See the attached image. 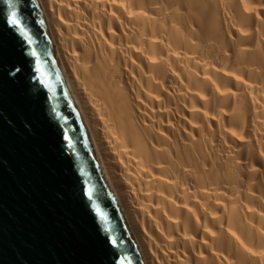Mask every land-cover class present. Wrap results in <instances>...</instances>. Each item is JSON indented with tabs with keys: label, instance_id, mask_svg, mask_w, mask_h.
Segmentation results:
<instances>
[{
	"label": "bare ground",
	"instance_id": "bare-ground-1",
	"mask_svg": "<svg viewBox=\"0 0 264 264\" xmlns=\"http://www.w3.org/2000/svg\"><path fill=\"white\" fill-rule=\"evenodd\" d=\"M144 264H264V0H38Z\"/></svg>",
	"mask_w": 264,
	"mask_h": 264
},
{
	"label": "water",
	"instance_id": "water-1",
	"mask_svg": "<svg viewBox=\"0 0 264 264\" xmlns=\"http://www.w3.org/2000/svg\"><path fill=\"white\" fill-rule=\"evenodd\" d=\"M0 264H144L38 0H0Z\"/></svg>",
	"mask_w": 264,
	"mask_h": 264
},
{
	"label": "snow or ice",
	"instance_id": "snow-or-ice-1",
	"mask_svg": "<svg viewBox=\"0 0 264 264\" xmlns=\"http://www.w3.org/2000/svg\"><path fill=\"white\" fill-rule=\"evenodd\" d=\"M12 23H13V24H15V23H16L15 19H13V20H12Z\"/></svg>",
	"mask_w": 264,
	"mask_h": 264
}]
</instances>
